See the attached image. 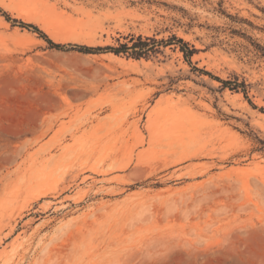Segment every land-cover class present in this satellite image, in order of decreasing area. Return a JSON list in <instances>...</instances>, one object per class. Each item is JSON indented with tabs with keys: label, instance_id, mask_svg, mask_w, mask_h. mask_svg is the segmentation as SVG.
<instances>
[{
	"label": "rangeland",
	"instance_id": "rangeland-1",
	"mask_svg": "<svg viewBox=\"0 0 264 264\" xmlns=\"http://www.w3.org/2000/svg\"><path fill=\"white\" fill-rule=\"evenodd\" d=\"M1 1L0 264H264V0Z\"/></svg>",
	"mask_w": 264,
	"mask_h": 264
},
{
	"label": "trees",
	"instance_id": "trees-1",
	"mask_svg": "<svg viewBox=\"0 0 264 264\" xmlns=\"http://www.w3.org/2000/svg\"><path fill=\"white\" fill-rule=\"evenodd\" d=\"M222 14L224 12L220 10ZM7 21L13 23H18L20 27L31 29L32 32L37 33L41 38H43L49 45L50 48L61 50V51H77L84 54H101V53H111L115 56H124L126 58H131L135 60L140 59H151L156 58L158 55H162L165 48L170 47L174 50H178L181 54L183 61L190 67L192 73H198L199 75H205L213 80H216L221 84V90L228 89L233 93H241L244 99L249 103V105L256 109V106L252 104L248 97L247 84L245 80H240L237 75L232 76L230 79H220L218 77L212 76L209 72L204 69L196 67L191 59L193 55L197 53V50L193 45L184 41L182 38L172 34L168 39L157 40L154 37L141 36L129 34L124 37L125 42H119L117 46H104V47H89L85 45H61L55 44L45 36L37 27L25 24L23 22H18L11 19L7 14L2 13ZM255 49L260 57L264 58V48L255 44ZM260 111L264 112V108H260ZM251 136V135H249ZM253 140L257 144L256 151L264 154V138H259L254 135Z\"/></svg>",
	"mask_w": 264,
	"mask_h": 264
},
{
	"label": "bare ground",
	"instance_id": "bare-ground-1",
	"mask_svg": "<svg viewBox=\"0 0 264 264\" xmlns=\"http://www.w3.org/2000/svg\"><path fill=\"white\" fill-rule=\"evenodd\" d=\"M0 3L3 4V2L0 0ZM19 12V16L23 19V20H32L33 16L32 14L28 11V10H25V9H21V10H18ZM53 27L50 26V24H46L45 26V31L50 35V36H54V33H53ZM57 37V36H56ZM10 78V77H9ZM2 99V97H0ZM2 104H0V118H2V116H5L6 115V111L5 109L2 108L1 106Z\"/></svg>",
	"mask_w": 264,
	"mask_h": 264
}]
</instances>
